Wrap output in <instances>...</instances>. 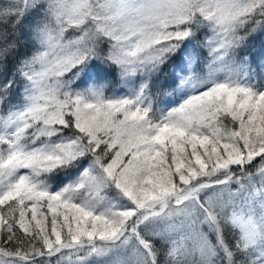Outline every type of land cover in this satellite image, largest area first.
<instances>
[{
  "label": "snow or ice",
  "instance_id": "snow-or-ice-1",
  "mask_svg": "<svg viewBox=\"0 0 264 264\" xmlns=\"http://www.w3.org/2000/svg\"><path fill=\"white\" fill-rule=\"evenodd\" d=\"M0 264H264V0H0Z\"/></svg>",
  "mask_w": 264,
  "mask_h": 264
}]
</instances>
